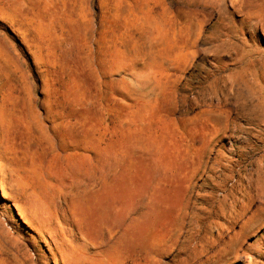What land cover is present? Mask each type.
<instances>
[{
    "label": "rangeland",
    "instance_id": "1",
    "mask_svg": "<svg viewBox=\"0 0 264 264\" xmlns=\"http://www.w3.org/2000/svg\"><path fill=\"white\" fill-rule=\"evenodd\" d=\"M212 1L197 61L160 24L144 60L88 35L80 120L0 74V264H264V0Z\"/></svg>",
    "mask_w": 264,
    "mask_h": 264
},
{
    "label": "crops",
    "instance_id": "2",
    "mask_svg": "<svg viewBox=\"0 0 264 264\" xmlns=\"http://www.w3.org/2000/svg\"><path fill=\"white\" fill-rule=\"evenodd\" d=\"M204 3L196 6V24L188 28L183 26L182 0H0V25L13 44L12 50L3 49L0 74L22 71L25 64L36 83L38 109L68 111L69 116L73 111L80 120L87 113L88 35L115 58L144 60L150 55L152 29L160 24V46L175 56L192 47L191 59L197 61L215 19V3ZM226 3L230 12L231 0ZM80 126L78 121L74 131Z\"/></svg>",
    "mask_w": 264,
    "mask_h": 264
}]
</instances>
